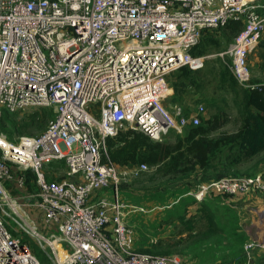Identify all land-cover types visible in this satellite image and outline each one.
<instances>
[{
  "label": "built area",
  "instance_id": "2783aa9c",
  "mask_svg": "<svg viewBox=\"0 0 264 264\" xmlns=\"http://www.w3.org/2000/svg\"><path fill=\"white\" fill-rule=\"evenodd\" d=\"M262 9L261 0H0V113L54 110L39 135L12 141L0 131V207L39 211L32 235L53 264H190L177 254L134 251L128 218L145 209L126 202L120 185L149 166L115 163L108 139L134 129L162 140L200 124L203 103L190 114L165 104L174 92L167 76L203 67L205 56L191 48L230 21L244 23L227 51L231 71L241 85L259 86L248 58L264 33ZM61 161L65 175L49 179L45 168ZM30 169L35 191L27 185ZM256 192H264V174L222 177L187 194L203 201L210 193ZM244 250L249 264L264 251V237ZM0 264H42L1 212Z\"/></svg>",
  "mask_w": 264,
  "mask_h": 264
},
{
  "label": "rangeland",
  "instance_id": "374dc122",
  "mask_svg": "<svg viewBox=\"0 0 264 264\" xmlns=\"http://www.w3.org/2000/svg\"><path fill=\"white\" fill-rule=\"evenodd\" d=\"M228 32L227 27L205 32V35L215 33L221 41V47L212 48L208 55H204L205 63L199 69L197 85L190 87L182 101L174 102L169 97L165 102L167 106L182 105L188 114L194 113L197 106L203 103L205 106L203 123L215 114L226 118V124L211 133L210 137L234 132L241 123L240 90L221 76L223 68L232 65V58L227 51L233 44L234 38L227 37L225 34ZM262 41H264V33L260 43ZM263 51L264 48L259 44L248 58L252 78L262 82H264V58L260 55ZM176 72L177 70L172 71L167 76L169 83L172 84L175 80ZM44 112L49 114L46 122L39 121L36 125L23 128L24 132L20 133L23 122L27 121L30 115L44 114ZM52 113L50 107H30L18 111L11 116L3 132L12 141L21 135H38L47 128ZM14 123L21 125L20 128ZM127 130L134 129L121 131ZM185 132L180 135L173 130L165 135L162 141L175 143L180 136L185 135ZM108 152L110 155L109 146ZM228 153V148L224 147L214 162L218 166L206 172L198 170L185 175L165 176L158 172L156 167H148L139 176L121 184L120 194L123 199L145 209L131 213L128 218V224L133 226L136 233L134 251H150L147 253L159 256L177 254L190 264L218 262L248 264L244 244L250 240L251 236H248L250 232L255 235L259 232L256 221L264 223V207H243L244 202L240 196L210 193L201 202L196 201L192 195L187 194L182 197L186 191L193 190L201 183L216 179L220 172H226V176L264 174V152L253 160L234 167H229L230 165L226 163ZM66 171L67 166L64 162L46 167V173L51 179H59ZM35 188L33 185L30 190L33 191ZM256 194L264 196V192H256ZM0 212L9 229L28 242L39 258L44 255L40 248L46 249L49 259L44 263L41 261L42 264H53L50 249L40 244L32 235L31 222L38 220L39 211L26 208L16 210L11 205L4 204L0 207ZM255 235L252 237L258 238ZM249 264H264V251H255L254 258Z\"/></svg>",
  "mask_w": 264,
  "mask_h": 264
},
{
  "label": "trees",
  "instance_id": "16d2710c",
  "mask_svg": "<svg viewBox=\"0 0 264 264\" xmlns=\"http://www.w3.org/2000/svg\"><path fill=\"white\" fill-rule=\"evenodd\" d=\"M243 26L244 23L242 21H230L227 25L221 28L227 27L229 32L225 35L227 37H231L232 39L234 38L235 40V37L242 30ZM259 44L261 48H264V41ZM220 47L221 41L215 36V33L205 35L204 32L201 39L191 48L190 52L194 56H204L208 55L212 48ZM260 56L264 58V51ZM199 69H192L187 65L177 69L175 74L176 78L172 82L174 89L172 96H170L172 101H182L183 96L188 92L190 87L197 85V77L200 75ZM221 76L225 81H228L232 86L237 87L240 90L239 112L241 116V123L236 131L231 133L225 132L217 137H210L211 133L222 128L227 122V119L222 118L220 114H215L212 118L206 120V123L202 122V116L200 124L188 125L184 130V132L186 131L185 135L180 136L175 143L154 140L143 132L137 130L121 131L116 136L110 137L108 139V146L112 160L121 166L146 163L149 167H156L157 171L163 173L165 176H171L190 174L198 170L206 172L210 169L216 168L218 165L214 162L218 159V156L223 151L224 147H227L229 151L226 157V163L230 165L229 167H234L239 164L251 161L263 153L264 82L254 80L252 78V83H259L260 85L255 88L245 87L237 81L231 71V66H225L221 71ZM172 105L173 104L170 106ZM50 108L53 111L51 114L52 119L54 117V110L52 107ZM14 113L16 112H10L6 108L1 109V132L6 130L5 125L7 122H10L11 116H13ZM47 116H49V114L45 112L44 114L34 113L30 115V118L23 122L22 129L19 130L20 133L24 132L23 128L36 125L39 121L41 123L46 122ZM14 124L19 126L18 123ZM224 171H226V169H224ZM225 174L226 172H220L216 179L226 177ZM213 180L203 182L193 190L186 191V193L183 192L185 194L182 197L191 191H197L202 184L209 183ZM27 185L29 190L33 185L36 187L35 190L37 189L36 174L31 169L27 171ZM194 199L198 201L195 197ZM211 221L213 222L212 218ZM40 249H42L44 253V255L40 257L41 261L43 263L45 261L47 262L49 258L46 249ZM216 264L232 263L218 262Z\"/></svg>",
  "mask_w": 264,
  "mask_h": 264
},
{
  "label": "crops",
  "instance_id": "0c3cea01",
  "mask_svg": "<svg viewBox=\"0 0 264 264\" xmlns=\"http://www.w3.org/2000/svg\"><path fill=\"white\" fill-rule=\"evenodd\" d=\"M262 3H264V0H261ZM262 12L264 14V9H262ZM263 35V34H262ZM262 39V38H261ZM240 199L243 200L244 202V206L243 207H252L255 206L257 208H263L264 207V196L260 195V194H256V193H249V194H245V195H241ZM256 226H257V230L259 231L258 233L253 234L252 232H250V234L248 235L250 238L252 239V235L255 236H260V237H264V223H257L256 221ZM260 226V227H259Z\"/></svg>",
  "mask_w": 264,
  "mask_h": 264
},
{
  "label": "water",
  "instance_id": "95a60500",
  "mask_svg": "<svg viewBox=\"0 0 264 264\" xmlns=\"http://www.w3.org/2000/svg\"><path fill=\"white\" fill-rule=\"evenodd\" d=\"M78 49H76V51H77Z\"/></svg>",
  "mask_w": 264,
  "mask_h": 264
}]
</instances>
